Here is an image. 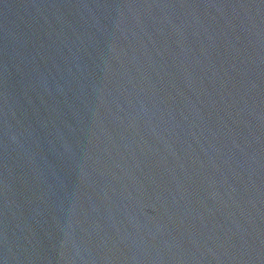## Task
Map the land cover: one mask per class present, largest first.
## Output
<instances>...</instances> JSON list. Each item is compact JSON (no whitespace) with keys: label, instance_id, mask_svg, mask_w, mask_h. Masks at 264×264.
Segmentation results:
<instances>
[{"label":"water","instance_id":"1","mask_svg":"<svg viewBox=\"0 0 264 264\" xmlns=\"http://www.w3.org/2000/svg\"><path fill=\"white\" fill-rule=\"evenodd\" d=\"M0 264H264V0H0Z\"/></svg>","mask_w":264,"mask_h":264}]
</instances>
